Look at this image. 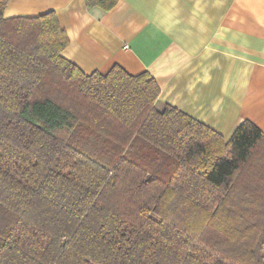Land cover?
<instances>
[{
    "label": "trees",
    "instance_id": "obj_1",
    "mask_svg": "<svg viewBox=\"0 0 264 264\" xmlns=\"http://www.w3.org/2000/svg\"><path fill=\"white\" fill-rule=\"evenodd\" d=\"M0 0V264H264V133L164 104L149 72L84 73L53 10ZM118 0H86L112 8Z\"/></svg>",
    "mask_w": 264,
    "mask_h": 264
},
{
    "label": "crops",
    "instance_id": "obj_2",
    "mask_svg": "<svg viewBox=\"0 0 264 264\" xmlns=\"http://www.w3.org/2000/svg\"><path fill=\"white\" fill-rule=\"evenodd\" d=\"M53 10L61 55L84 73L147 71L171 105L229 140L250 120L264 133V0H9L4 17Z\"/></svg>",
    "mask_w": 264,
    "mask_h": 264
}]
</instances>
